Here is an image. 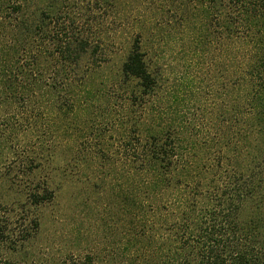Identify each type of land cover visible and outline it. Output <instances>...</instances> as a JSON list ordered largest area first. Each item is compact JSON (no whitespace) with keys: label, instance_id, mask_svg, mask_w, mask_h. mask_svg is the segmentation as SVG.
Segmentation results:
<instances>
[{"label":"trees","instance_id":"trees-1","mask_svg":"<svg viewBox=\"0 0 264 264\" xmlns=\"http://www.w3.org/2000/svg\"><path fill=\"white\" fill-rule=\"evenodd\" d=\"M145 2L0 0V262L264 264V0H151L141 9ZM153 6L161 20L147 17ZM182 9L199 18L197 46L213 38L225 50L223 101L210 122L232 150L228 166L218 159L219 177L205 191L192 183L207 170L194 140L205 135L207 109L178 83L185 96L174 94L173 106L186 105L173 112L165 99L178 89L159 96L166 91L161 59L149 57L142 41L154 28L178 39ZM122 26L131 38L117 47ZM117 54L118 78L105 82L102 72ZM115 96L121 116L111 108ZM186 97L198 100L202 119ZM101 124L116 125V137ZM246 131L258 148L246 144ZM70 143L73 159L98 166L102 182L112 174L103 243L83 244L79 233L78 254L60 248L43 259L25 246L54 198L42 173ZM235 154L238 161H229ZM4 190L14 192L10 201Z\"/></svg>","mask_w":264,"mask_h":264},{"label":"rangeland","instance_id":"rangeland-1","mask_svg":"<svg viewBox=\"0 0 264 264\" xmlns=\"http://www.w3.org/2000/svg\"><path fill=\"white\" fill-rule=\"evenodd\" d=\"M122 1L124 2L125 0ZM150 1L151 0H146V4L142 6L141 9L148 7ZM155 7H157V5H155ZM149 9L151 10L147 17H155L156 20L155 15H157V19L161 20L162 13H159V11L157 12L154 6ZM188 10L189 9H182L179 13H177L181 14V17L183 18V21L179 23H185L187 26L183 27V32L179 29L180 33L178 32L177 35L179 40L169 39L166 37L162 38V35L156 34V31L158 32L159 30L158 28L153 27L155 26L154 20V22H150L153 23V25L151 24V27L154 28V31H152L153 35L149 36L150 34L148 35V33L150 29L147 30V33L143 36L142 41L149 53V57L154 58V55H157V57L159 56L161 59L159 62L163 67L162 85L166 91H161L159 96L162 97V93L165 94L169 90L175 88L178 89L173 92L172 95L167 96V94H165V97L167 96V100L165 99V101H167L168 106L170 105L173 108V112L175 113V111H178L181 115L184 111L183 107L186 105V103H180V105L177 104L176 106H173L175 105L172 103L174 94L178 93L180 97L185 96L179 90V87L177 86L178 83L179 85L181 83L183 85L182 87L189 94L200 99L199 102L202 101L200 105L204 109H207L208 113L205 114L207 116L204 117L202 115V117H204L202 119L199 116L200 113H197V108L194 107V104H196L198 100H196V98L186 97L187 100L190 99V101H192L187 104V108L192 109L190 113H197L202 119L201 122L207 123L208 125L204 129V131H206L204 136L194 138L197 143L196 149L202 148L205 151L202 157L205 159L203 163L206 162L204 167H206L207 170L203 174V169H201V178L199 180H194L192 187H194V190L198 189L205 191V188L211 184L210 181H212V179L216 180L219 177L218 174L220 173V168L217 167L218 159H222L223 162L221 164L223 166H228L227 159L225 160L224 157L225 155H229V153L226 154V150L231 149V147H228L227 141L220 136L222 131L219 130V132L216 133L214 125L210 122L212 118L215 121L218 120V108H220L223 101L219 99V94L221 93V86L224 80L222 77L225 73L223 70L225 65V56L223 55V51L225 50L222 51L223 46L221 47V43L213 38H211V43H205L206 45L202 44V48L196 45V39L198 37L197 27L200 22L198 16L194 18ZM122 29L123 26L121 30H119L121 33L119 32L117 38L114 40V42L118 45L117 47H120L125 42L130 41L131 38L127 29L124 31H122ZM187 29H190V32L189 30L186 31ZM186 32L187 34H184ZM198 54L203 55L201 57ZM118 55L119 54L113 56L110 64L105 66V69L102 72V77L105 82L113 83L118 78L117 74L120 67H118V65H120L121 62ZM97 78H100V76L97 75ZM212 85L217 86L218 90L216 93L214 92L216 89L211 88ZM110 87L111 86H109L108 89H110ZM196 89H198V92H196ZM118 98L120 97L115 96L111 102V105H113L111 108L115 107L112 111H115V115L121 116L122 113L119 109ZM163 105H165V102H163ZM102 109L104 110V108ZM102 109L100 110L101 114H103ZM202 111L203 110L200 112ZM98 114L99 113L97 111L96 115ZM83 115V112L79 113L80 118H82ZM99 121L101 122L100 119L98 122ZM101 126L105 131L106 137L111 139L116 137L114 136L116 135V125L101 124ZM240 130L244 131V128ZM236 131L237 128L236 130H233L234 133H236ZM244 134H248L246 136L247 139H245L246 144L255 143L254 146L258 148L260 143L257 140V136L253 132L248 131ZM216 136L217 139L215 140V143H213ZM234 143H236V141H234ZM70 147H72V143L65 144L59 148L58 153L55 156V162L49 167L52 169L51 172L49 173V170H44L42 173L43 175H46L45 173L49 175V189L53 192L54 198L49 206L43 211V224L36 233L35 239H33L32 242L28 243L25 247H28L29 251H34L37 255L39 254V257L43 256V259H45L47 254L50 255L52 252L56 253L57 249L60 248L61 250L65 249L66 251L72 250L78 254V238H81L78 236L79 233L81 235L84 234L83 238H81L83 244H85L86 240H88L91 243L93 242V246L96 248L97 246L101 247V244L103 243L101 237L104 235L102 232V219L105 216L102 212V208L104 203L106 204L112 199V191H110L112 174L109 179L106 178V180L102 182L100 177H98L99 174L95 172L100 168L96 165L89 166L75 161L72 157V153H70ZM257 148H255L254 153ZM189 150L190 152H193L190 147ZM196 152L198 151L195 150V153ZM231 157L232 158L229 161H238V159L235 158L236 154ZM109 172L113 173L114 169L109 170ZM196 181H198V184ZM13 193V191H6V195L4 197L5 200L10 201L11 197L14 195ZM202 198H204V196H198L197 202L200 203ZM30 211L33 212V214L35 213L33 209ZM34 216L35 214L32 215V217ZM88 231H91V236ZM14 259H16V257H14ZM14 263V261H10V263H4L3 261L0 262V264Z\"/></svg>","mask_w":264,"mask_h":264}]
</instances>
